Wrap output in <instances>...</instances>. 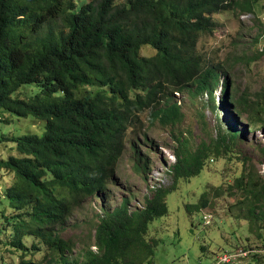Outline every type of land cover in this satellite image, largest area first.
Here are the masks:
<instances>
[{
    "label": "trees",
    "instance_id": "16d2710c",
    "mask_svg": "<svg viewBox=\"0 0 264 264\" xmlns=\"http://www.w3.org/2000/svg\"><path fill=\"white\" fill-rule=\"evenodd\" d=\"M260 1L0 0V118L11 113L46 123L41 136L2 140L13 143L18 154L0 160V176L14 181L4 197L18 213L8 220L10 230H0V243L3 231L13 232L8 243L20 252V264H40L25 255L39 253L41 246L42 259L51 263L152 264L157 242L146 240L148 224L168 215L166 197L178 181L201 175L211 150L206 144L192 151L179 140L167 169L172 187L153 188L142 207L129 209L128 198L102 206L94 227L96 249L86 248L81 262L68 258L73 242L60 230L75 204L105 194L141 114L149 111L150 122L174 127L183 114L173 98L185 92L208 95L215 111L222 78L220 102L230 108L228 73L221 63H207L198 43L216 30L214 14L254 13ZM145 46L155 54L143 56ZM230 126L212 147L217 157L215 151L243 136ZM230 190L241 192L245 220L264 241V178L245 169ZM208 196L204 192L187 210L200 212ZM26 237L39 244L28 247Z\"/></svg>",
    "mask_w": 264,
    "mask_h": 264
},
{
    "label": "rangeland",
    "instance_id": "374dc122",
    "mask_svg": "<svg viewBox=\"0 0 264 264\" xmlns=\"http://www.w3.org/2000/svg\"><path fill=\"white\" fill-rule=\"evenodd\" d=\"M212 17L217 23L216 30L200 38L198 53L209 64L223 65L232 84L228 95L234 102L229 109L220 102L222 78L215 92V111L208 95L185 92L176 93L173 98L181 105L183 114L176 126L150 122L149 111L141 114L140 121L128 131L125 151L105 194L87 197L75 204L60 230L63 239L73 242L68 254L70 260L81 262L86 248L96 249L94 227L102 214V206L112 208L128 198L129 209L140 208L153 188L172 187L167 169L176 160L179 140H186L192 151L201 144L208 145L209 158L199 177L175 184L166 197L168 215L148 224L146 240L157 242L152 264H214L225 251L236 254L243 248L249 253L238 259L240 264H264V241L256 238L245 220L246 207L238 202L241 192L230 190L245 169L258 172L264 178V0L255 4L254 13L237 9ZM141 54L149 57L155 51L145 46ZM230 124L243 136L235 145L215 151L220 154L217 157L212 147L217 140L226 138ZM45 125L32 116L22 118L3 113L0 160L18 156L16 146L3 142L4 137L41 136ZM13 183V178L0 176V230H10L8 220L12 221L18 213L4 197ZM204 192L209 193L206 207L200 212H189L187 205L199 203ZM10 235L12 231H3L1 235L0 264H20V252L13 251L8 243ZM23 241L28 247L39 244L33 237ZM44 254L41 246L39 253H27L25 259L40 264H61L60 261L45 262Z\"/></svg>",
    "mask_w": 264,
    "mask_h": 264
},
{
    "label": "built area",
    "instance_id": "2783aa9c",
    "mask_svg": "<svg viewBox=\"0 0 264 264\" xmlns=\"http://www.w3.org/2000/svg\"><path fill=\"white\" fill-rule=\"evenodd\" d=\"M247 255L248 252L243 249L236 251V254H233V252H226L214 264H240L238 258H244Z\"/></svg>",
    "mask_w": 264,
    "mask_h": 264
},
{
    "label": "bare ground",
    "instance_id": "6f19581e",
    "mask_svg": "<svg viewBox=\"0 0 264 264\" xmlns=\"http://www.w3.org/2000/svg\"><path fill=\"white\" fill-rule=\"evenodd\" d=\"M243 250H245L244 248H243ZM245 251H247V250H245ZM226 252H229V251H225L223 254H225ZM248 253H249V251H247ZM245 258V257H244ZM238 259H240V258H238Z\"/></svg>",
    "mask_w": 264,
    "mask_h": 264
}]
</instances>
